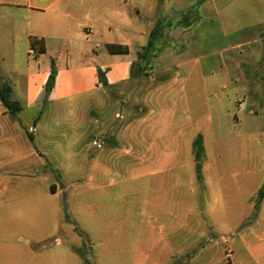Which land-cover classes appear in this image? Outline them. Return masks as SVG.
Masks as SVG:
<instances>
[{
  "label": "rangeland",
  "instance_id": "rangeland-1",
  "mask_svg": "<svg viewBox=\"0 0 264 264\" xmlns=\"http://www.w3.org/2000/svg\"><path fill=\"white\" fill-rule=\"evenodd\" d=\"M131 8L141 11L134 2ZM148 66L141 74L151 73ZM257 68L252 78L258 85L250 86V93L256 94L257 115L249 113V100L236 106L226 98L239 86L203 79L190 73V68L171 72L176 76L173 89L163 94L152 90L156 83L150 75L126 100L109 93L112 105L99 110L112 128L94 138L113 146L102 156L109 169L100 179L103 186L89 189L97 184L87 177V157L80 162L79 177L64 171L59 178L49 172L31 181L43 186L48 179L63 190L62 203L45 198L42 205L36 199L0 208V264H226L227 252H243L239 235L254 219L252 207L264 187V108L259 107L264 104L260 99L264 63ZM153 108L156 114L151 113ZM96 110L88 103L49 116L45 139L65 137L57 154L49 155L51 159L56 155L65 168L75 164L76 140L95 129L94 122H87L92 114L97 116ZM234 115L240 120L238 125ZM152 116L159 124L142 131L161 137L164 160L159 172L144 175L137 171V161L124 154L129 148L124 139L130 142L141 132L137 120ZM168 118L167 126L162 122ZM55 122L58 127L53 130ZM198 135L203 150L196 161L193 141ZM92 148L89 144L88 150ZM23 179L0 178V190L23 185ZM77 185L83 192L73 200L70 194Z\"/></svg>",
  "mask_w": 264,
  "mask_h": 264
},
{
  "label": "crops",
  "instance_id": "crops-1",
  "mask_svg": "<svg viewBox=\"0 0 264 264\" xmlns=\"http://www.w3.org/2000/svg\"><path fill=\"white\" fill-rule=\"evenodd\" d=\"M132 2L141 11L134 12ZM168 2L167 6L164 0H0V87L9 86L10 98L21 106L20 111L11 115L0 102V178H24L25 183L12 189L3 187L0 208L36 199L42 205L45 198H56L62 203L63 190L59 191L48 179L43 186L31 181L37 182L49 172L59 178L64 171L79 177L80 162L85 157L87 177L97 184L89 185V189L96 191L102 187L100 179L109 173L102 156L113 146L94 139L96 134H105V130L112 128V122L99 108L106 110L107 104L112 105L111 92L126 100L146 76L150 75L151 82L156 83L152 84V90L162 94L173 89L176 76L171 72L181 67L190 68V73L206 80L230 81L239 90L226 95L231 98L228 101L238 106L240 101L249 100L252 102L249 113L258 114L254 110L256 94L250 93V86L258 85L252 76H257V67L264 63V0ZM193 5L195 9L190 11ZM157 22L168 27L154 37L150 54L142 59L139 52ZM30 38L37 41L34 49L30 47ZM106 44L125 46L127 52L110 54ZM25 53L36 64L24 60ZM51 63L55 77L47 94L44 86ZM144 65H149L151 73L139 72ZM97 69L104 73L106 85L99 82ZM222 89L227 87L224 85ZM260 95L264 101V90ZM88 103L97 108L94 112L97 116L92 114V120L87 122H94L95 129L79 136L75 164L65 168L56 155L49 157L51 153L57 154L59 142L65 139L64 134L57 136V141L45 139L49 116L64 108L75 111ZM259 107L264 108V104ZM156 108L151 110L152 114H156ZM154 120L155 117L137 120L141 132L130 142L119 138L129 145L124 151L126 157L132 156L137 161V171L144 175L159 172L164 160V151L159 148L161 137L142 131L159 124ZM233 120L236 125L240 122L235 115ZM162 123L168 126L170 119ZM52 127L57 129V123ZM261 142L264 145V140ZM89 144L93 147L90 150ZM81 191L75 186L71 198L76 199ZM253 210L254 219L239 235L243 252H227L226 264H264V198L256 208L252 207V213Z\"/></svg>",
  "mask_w": 264,
  "mask_h": 264
},
{
  "label": "trees",
  "instance_id": "trees-1",
  "mask_svg": "<svg viewBox=\"0 0 264 264\" xmlns=\"http://www.w3.org/2000/svg\"><path fill=\"white\" fill-rule=\"evenodd\" d=\"M193 9H195L194 5L191 6L190 11H192ZM165 27H168V24H163L162 22H157L155 24L154 28L149 33V41L147 42L146 46L141 50L142 52L141 53L139 52V56H142L141 57L142 59H146L147 56L150 54L151 48H152V40ZM36 42L37 41L34 38H30L31 49L35 48V45L37 44ZM41 46H42V41L39 42V47H41ZM40 49H41V51H43L42 47ZM105 49L110 54H119V53H126L127 52V48L125 46H121V45H117V44H106ZM145 66L146 65L140 67V69H139L140 73H141L140 70H142V68L144 69ZM97 76H98L99 82H101L102 85H106L104 73L100 69H97ZM54 77H55V67H54V64L51 63V69H50L49 75L47 77L45 86H44V91L47 94L51 91V89L53 87ZM262 86H264V82H262ZM0 102L5 107L6 111L11 115L15 114L16 112L20 111V109H21L20 104L16 101H13L10 98V88L7 85H3L0 87ZM29 138H30V136H29ZM193 147L195 149V153H194L195 157L194 158L196 159V161H198V158L200 157V155L202 153V144H201V137L200 136H197L196 139L193 141ZM262 198H264V187H262L257 194L255 208Z\"/></svg>",
  "mask_w": 264,
  "mask_h": 264
},
{
  "label": "built area",
  "instance_id": "built-area-1",
  "mask_svg": "<svg viewBox=\"0 0 264 264\" xmlns=\"http://www.w3.org/2000/svg\"><path fill=\"white\" fill-rule=\"evenodd\" d=\"M32 53V52H31Z\"/></svg>",
  "mask_w": 264,
  "mask_h": 264
}]
</instances>
